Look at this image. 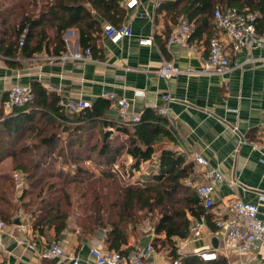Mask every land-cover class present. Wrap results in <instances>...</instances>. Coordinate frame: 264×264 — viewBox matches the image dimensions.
Segmentation results:
<instances>
[{"label":"trees","instance_id":"16d2710c","mask_svg":"<svg viewBox=\"0 0 264 264\" xmlns=\"http://www.w3.org/2000/svg\"><path fill=\"white\" fill-rule=\"evenodd\" d=\"M8 1L21 7L27 2L37 10L24 12L11 25L0 17V56L10 67H16L19 59L43 52L50 57L60 56L66 51L62 36L70 29L77 33L80 51L93 52L98 19L119 27L126 10L124 0ZM226 8L254 14L256 31L263 30L264 0H161L157 11H164L173 25L182 20L188 23L192 27L190 42L211 28L216 9ZM46 29H50L51 36ZM165 35L167 39L170 33ZM30 88L32 98L28 104L9 113L0 109L1 221L12 224L28 216L33 233L43 235L52 229L57 241L72 220L71 197L76 191L84 218L77 217L75 227L82 236L103 232L109 251H129L126 245L136 230L137 213L158 209L153 232L163 237L152 240L154 250L163 249L171 262L177 260L180 264H227L221 255L215 261L204 262L195 254L177 252V242L188 237L192 218L205 214L209 228L216 229L211 213L188 185L187 181H193V163L185 154L165 146L172 133L157 109H145L137 122L124 125L119 120H107L105 113L110 105L106 99L99 98L89 108L71 112L59 105L61 98L55 92L46 91L38 82H32ZM122 156L130 157L131 162L124 166L120 163L114 169ZM7 159L8 169L1 166ZM86 162L108 181L106 185L98 189L78 185L93 179L92 171L81 165ZM143 163L152 166L143 184L119 183V177L131 178ZM15 173L23 180V186L17 188L21 190L19 195L14 191Z\"/></svg>","mask_w":264,"mask_h":264},{"label":"crops","instance_id":"0c3cea01","mask_svg":"<svg viewBox=\"0 0 264 264\" xmlns=\"http://www.w3.org/2000/svg\"><path fill=\"white\" fill-rule=\"evenodd\" d=\"M159 3L158 0H138L127 6L121 25L128 26L132 34L117 44L111 43L103 33L108 23L98 19L99 30L93 36L94 50L90 52V59L71 57L80 51L75 30L72 31L74 38L68 33L66 51L60 56L50 57L43 52L36 57L19 59L16 67H10L0 58V109L6 113L2 104L9 88L15 84L30 86L34 81L62 99L84 100L90 104L102 99L104 93H113L127 99L130 113L139 115L145 109L165 107L163 116L172 133L171 141L165 146L185 154L193 163V181L187 182L192 185L203 182L201 167L189 156L192 151L199 152L208 165L224 176L225 182L214 186V202L209 211L212 218L226 215L230 204L236 200L257 204L259 215L264 216V155L256 148L264 143V48L235 52L228 38L213 24L199 39L186 46L168 43L166 32L171 35L178 24L173 25L164 11H157ZM211 37L220 40L231 65L222 73L204 74L200 72ZM141 39H149L151 44L140 45ZM165 61L179 73L168 79L160 77L157 71ZM136 92L143 95L136 96ZM164 95L171 100L163 102ZM109 105L105 117L117 122V110L110 102ZM123 160L126 164L131 162L127 156ZM9 164L7 159L1 166ZM147 164L143 163L140 169ZM19 220L20 225H27L28 229L24 232L20 225L5 224L0 263L66 264L59 259L41 257L42 251L55 240L52 229L38 235L31 231L25 216ZM104 235L96 231L93 236H82L71 223L57 241L69 257L77 258L80 264H92L90 249H107ZM162 237L155 235L152 227L142 228L130 235L126 248L145 247L154 238ZM222 242L223 231H212L207 225L201 239L178 241L177 252L196 254L202 247L218 248ZM262 256L263 251H254L239 257L233 253L224 257L227 264H250L261 263ZM144 264H171V259L160 249Z\"/></svg>","mask_w":264,"mask_h":264},{"label":"built area","instance_id":"2783aa9c","mask_svg":"<svg viewBox=\"0 0 264 264\" xmlns=\"http://www.w3.org/2000/svg\"><path fill=\"white\" fill-rule=\"evenodd\" d=\"M138 0H124L123 4L127 7L133 5ZM160 0H158V3ZM254 14H242L236 9H216L212 15V23L214 27L224 34L233 49L240 51L241 49L264 48V28L261 32H257L253 21ZM104 35L113 44H117L124 38L131 37V29L126 25L119 27L107 24L103 28ZM192 34V27L185 21H179L177 29L168 38V43H176L180 46H186ZM140 45H150L151 40L141 39ZM71 57L73 59H90V51H76ZM0 58H2L0 56ZM231 60L224 50L220 40L216 37H211L207 44V55L203 61L202 71L200 73H222L229 69ZM235 66L237 64H234ZM158 75L163 79L174 77L179 73V70L170 62L165 61L157 71ZM136 96L143 95V92H136ZM31 88L21 84H15L7 90L6 98L3 101L2 107L6 113H9L14 108H20L31 101ZM102 98L109 101L117 110L118 120L128 125L139 120V114L130 113V105L127 99L117 97L113 93H104ZM163 102L167 103L171 98L167 95L162 97ZM59 105L66 111L78 112L82 109L89 108L91 104L84 100H65L60 99ZM161 115L166 114V108L160 107L157 109ZM256 148L264 155V143L256 145ZM191 160L201 167L202 183L191 186L200 201L202 207L210 211L213 207V191L216 184L225 182L223 174L217 168L208 165L207 161L197 151L190 153ZM16 187L23 186V180L17 173L14 174ZM259 207L255 203L242 202L239 200L233 201L226 215H217L211 219V223L218 231H223V242L218 248L202 247L196 251V256L204 261H215L219 256H226L233 253L239 257L249 254L254 251H263L261 263L264 264V216L259 215ZM5 223L0 220V242L2 231ZM22 231H27V225H20ZM207 228V220L205 214H200L192 218L188 228V237L186 239L197 240L201 239ZM155 252L154 247L148 244L145 247H134L126 253L118 251H109L100 248H92L89 251L92 264H144L145 261ZM41 257L44 259H59L66 264H80L77 258L69 257L64 252L62 244L59 241H53L47 245L42 251ZM225 258V257H224ZM5 264V263H0ZM171 264H180L177 260Z\"/></svg>","mask_w":264,"mask_h":264},{"label":"rangeland","instance_id":"374dc122","mask_svg":"<svg viewBox=\"0 0 264 264\" xmlns=\"http://www.w3.org/2000/svg\"><path fill=\"white\" fill-rule=\"evenodd\" d=\"M24 6L21 7V4H18V3H12L8 0H0V17L2 19H5L10 25L13 24L14 22H17L21 16L23 15V13L27 12V13H37V10H34V8L32 6H27V2H25L23 4ZM74 29H70V30H67L62 38L64 40V42L66 43V40H67V37H68V33L71 32L73 36H71V38L73 37L74 38V34H73V31ZM46 32L48 34V36H51V31L50 29H46ZM123 157H121V160L118 161V163L115 165L114 169L115 168H118V165H126V161L123 160ZM83 167L87 168L88 170L92 171L93 173V176L92 178L93 179H90V181H86V180H83L81 183H79L78 185L80 186H85L87 185V187L89 188H100L101 185H106L108 183V181L106 179H102L100 178V173L98 172V170H96L93 165L91 163H83L81 164ZM9 166V165H8ZM8 166L7 165H3L2 167L8 169ZM149 166V167H148ZM148 167V168H147ZM152 168V166L150 165H146V166H143L142 169H140V173L139 174H133V176L129 179H127V176L124 175V177H119L118 181H120L119 183L121 185H126V184H130L132 186L140 183V184H143L144 183V177L147 176V174H145V172H148L149 173V170ZM121 171V170H120ZM122 173V171H121ZM142 178V180L140 181H136L137 179ZM96 180V181H94ZM25 189H27L28 185L25 184ZM72 187V185L70 186ZM111 188V187H110ZM113 188V187H112ZM16 192L17 195L20 194V191L19 189H17V187L15 188L14 190ZM87 196L90 197V192H87ZM86 196V197H87ZM72 202H73V207H74V211L71 213V216H72V220L71 222H69V225H71V223L74 225V221L77 217H79L81 220H83L84 218V209L82 208V205H81V201L78 199V196H77V193L76 191H73V194H72ZM88 198V197H87ZM29 199V197H28ZM158 209L153 211L152 213L150 212H138L137 215H136V219H135V222H134V225H136V230L132 233H136L138 231H141L142 228H153V225L155 224V221L157 220L158 216H159V213H158ZM28 218V216H25ZM29 220V219H28Z\"/></svg>","mask_w":264,"mask_h":264},{"label":"water","instance_id":"95a60500","mask_svg":"<svg viewBox=\"0 0 264 264\" xmlns=\"http://www.w3.org/2000/svg\"><path fill=\"white\" fill-rule=\"evenodd\" d=\"M13 224H15V225H20V221H19L18 219H16V220L13 222Z\"/></svg>","mask_w":264,"mask_h":264}]
</instances>
